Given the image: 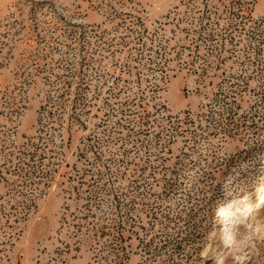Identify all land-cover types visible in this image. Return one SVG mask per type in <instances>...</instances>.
I'll return each instance as SVG.
<instances>
[{
    "label": "rangeland",
    "instance_id": "obj_1",
    "mask_svg": "<svg viewBox=\"0 0 264 264\" xmlns=\"http://www.w3.org/2000/svg\"><path fill=\"white\" fill-rule=\"evenodd\" d=\"M0 264H264V0H0Z\"/></svg>",
    "mask_w": 264,
    "mask_h": 264
}]
</instances>
